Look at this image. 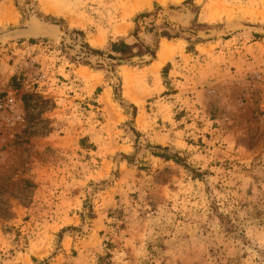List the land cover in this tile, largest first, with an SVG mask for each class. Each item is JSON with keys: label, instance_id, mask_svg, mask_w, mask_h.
<instances>
[{"label": "rangeland", "instance_id": "rangeland-1", "mask_svg": "<svg viewBox=\"0 0 264 264\" xmlns=\"http://www.w3.org/2000/svg\"><path fill=\"white\" fill-rule=\"evenodd\" d=\"M0 264H264V0H0Z\"/></svg>", "mask_w": 264, "mask_h": 264}, {"label": "trees", "instance_id": "trees-1", "mask_svg": "<svg viewBox=\"0 0 264 264\" xmlns=\"http://www.w3.org/2000/svg\"><path fill=\"white\" fill-rule=\"evenodd\" d=\"M136 45H129L126 44L123 41L120 42H114L111 45V51L114 53H125L127 51L132 50ZM155 57V55H153V58Z\"/></svg>", "mask_w": 264, "mask_h": 264}, {"label": "bare ground", "instance_id": "bare-ground-1", "mask_svg": "<svg viewBox=\"0 0 264 264\" xmlns=\"http://www.w3.org/2000/svg\"><path fill=\"white\" fill-rule=\"evenodd\" d=\"M32 31V30H31ZM31 33L29 30H25V31H22L21 33ZM164 53L163 54H160L161 58L163 59V61H165L166 59L169 58L170 56V47H169V44L165 42L164 44Z\"/></svg>", "mask_w": 264, "mask_h": 264}, {"label": "crops", "instance_id": "crops-1", "mask_svg": "<svg viewBox=\"0 0 264 264\" xmlns=\"http://www.w3.org/2000/svg\"><path fill=\"white\" fill-rule=\"evenodd\" d=\"M166 43H168V44H171V49H170V55L173 53V51H174V47H173V45H172V43H170V42H166ZM170 57V56H169ZM160 59V61L159 62H157L158 60ZM159 59L157 60V59H155V61H154V63H155V65H154V67H156V65L158 64V66H157V68H159V66H160V64L162 63V62H165V61H163V59L161 58V56H160V54H159Z\"/></svg>", "mask_w": 264, "mask_h": 264}]
</instances>
